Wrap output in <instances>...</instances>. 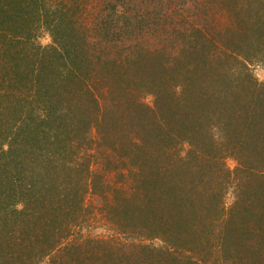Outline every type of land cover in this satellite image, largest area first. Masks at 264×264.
<instances>
[{"label":"trees","instance_id":"1","mask_svg":"<svg viewBox=\"0 0 264 264\" xmlns=\"http://www.w3.org/2000/svg\"><path fill=\"white\" fill-rule=\"evenodd\" d=\"M54 1L0 0L2 184L10 180L12 188L15 176L20 181L28 177L21 156H29L33 146L46 151V165L35 166L39 182L29 186L35 191L21 197L18 191L8 194L11 202L0 199V264H24L18 258L34 249L52 264H141L134 246L115 251L105 240L89 249L85 242L62 246L74 234L85 197L81 193L92 177L89 160L79 166L75 162L81 152L73 145L74 137L82 134L89 143L86 134L93 125L100 146H111L118 163L142 179L137 188L143 192L135 203L141 224L157 225L163 239L181 251L177 259L188 256L189 264H264V84L251 88L247 81L229 80L234 56L252 62L256 55L246 49L263 44L264 0H227L234 7L225 25L230 33L226 51L232 53L223 62L206 44L188 41L183 57L163 55L161 60L160 52L137 45L116 49L115 55L107 51L103 57L88 46L84 27L74 19L79 15L76 5H62L52 18ZM118 19L113 15L100 21L109 45L116 40ZM41 27L51 33L49 46L36 40ZM143 52L152 60L141 58ZM143 93L155 97L154 109L141 101ZM151 112L167 115V120L160 124ZM128 119L136 120L142 131H122ZM214 128L222 130V144H216ZM133 136L137 146L128 142ZM183 147L189 149L183 152ZM229 155L240 161L236 174L223 168ZM42 166L49 173L45 177L39 173ZM233 186L238 200L228 212L226 197ZM125 195L124 201L105 207L112 216L118 213L119 221L128 204Z\"/></svg>","mask_w":264,"mask_h":264},{"label":"rangeland","instance_id":"2","mask_svg":"<svg viewBox=\"0 0 264 264\" xmlns=\"http://www.w3.org/2000/svg\"><path fill=\"white\" fill-rule=\"evenodd\" d=\"M233 1L238 0H232L231 4L234 3ZM241 2L245 3L242 0ZM51 4L52 2H50ZM70 4H75L78 9L79 15L75 16L74 19L78 20L79 24L84 27L83 31L87 33L86 35L90 41L88 46L91 45V51L93 53L100 52L103 57H107L105 55L107 51H111L115 55L116 49L122 50L130 46L135 47L136 45L142 47L143 51L150 49L154 52H160L161 60L163 55L169 59L178 56L183 57V53L185 54L187 51L183 50L182 47L183 45L185 46L187 41L190 44H206V48H204L211 51L214 55H218L221 62L225 60L226 56L232 53L231 51H226L229 49L226 46L230 33L228 34L227 30H225V25L228 20L230 21V14L234 11V7L227 4V0H58L53 3L54 8L52 9V13L60 9L62 5ZM113 15L115 18H119L118 20L120 22L113 30L116 32L114 34L116 40H111L112 42L109 45L108 41L101 34L103 28L101 27L100 21L102 18H105V20L111 19ZM52 18H56V14L54 15L53 13ZM129 25L131 27L126 28ZM119 34H121V37H119ZM37 35L36 40L43 47L53 43L51 33L46 27L39 28ZM259 39L263 42V44L261 43L262 45L260 44L261 47L258 48V46L254 47L250 45L246 49L249 53L256 55L252 58V62L250 61L248 63L244 58L241 60L239 55L234 56L235 59L231 64L233 70L229 73V80L247 81L246 86L251 88L256 83L264 84V35ZM253 41H255V38H253ZM255 44L259 45L257 41H255ZM141 58L151 59L144 52ZM241 63L244 65L242 66ZM136 79L138 80V78ZM250 81L254 82L250 83ZM135 95H138V93ZM141 101L152 109L155 108L154 96L143 93L141 95ZM149 114L151 117H157L156 121L160 124H164L167 120V115L165 117H158L156 115L157 113L151 112ZM122 124L124 127L120 129L127 133L132 132V130L142 131L140 129L144 128H141L136 120L133 123L128 119ZM214 130L217 137L216 144H222L224 142L223 135H221L222 130L217 128H214ZM86 136L90 139L89 143H84L86 139H82V134L74 137L76 139H74L73 145L77 151L81 152L79 154L81 157L77 158L75 162L79 166L81 163L86 162V159L89 160L92 177L88 179V190L85 193H81L85 197L79 203V206L83 207L82 210H79V215L76 219V221L80 219L79 222L73 224L74 234L69 235L62 242V246L70 247L72 246L71 244L75 245L85 242L88 244L87 249H89L96 241L100 242L105 240L114 246L112 249L115 251H117L119 246H134L138 248V251L141 253V264H164L167 262L169 264H189L185 261L189 258L188 256H185L187 258L185 259L184 257V260L177 259L176 256H181V251H178L174 245L168 244L163 239L165 236L161 234L160 230H156L160 229L156 227L157 225L155 226L156 228H152L147 224V226L141 224V217L137 209L139 206L135 203L143 192V189L140 190L137 188V184H141L142 179H135L133 177V170H130L125 164L118 163L120 157L114 153L115 150L111 146L110 149L102 146L103 144L100 146V142L102 141L98 137L97 127L95 125L90 127ZM116 137L114 138L113 136L114 140ZM135 138L136 136L129 138L128 142H132L137 146L138 141L136 142ZM122 139L125 138L122 136ZM18 141L20 142L22 140ZM7 144L5 143V146L9 149L10 147ZM119 145L120 143L116 144V146ZM26 146L29 145L27 144ZM126 146L129 145L126 144ZM33 147L29 156L28 153L21 156L25 159V164L22 166L25 167V173L28 177L20 181L19 176H15L16 185L12 188V181L6 180L4 184L0 181V192H4L3 190H5L4 194H0L1 200L11 202L13 198H7L9 197L8 194L15 196L17 194L16 191H18L20 197L21 193H33L35 191L34 188L31 190L29 186H32L34 181L37 184L39 182L35 166L36 164L39 165L42 163L46 165L44 159L46 157V151H43L41 147ZM188 149V147H183L181 151L184 152ZM33 152L38 154V156L33 154ZM224 152L225 149H223ZM235 157L234 155H229V157L223 159L225 161L223 168L230 169L233 174H236L240 166V161ZM128 159L129 157L124 158L125 161ZM70 165L73 166L72 164ZM22 166L16 169L21 170L23 168ZM38 168L39 173L44 177L46 176L45 174H49L45 171L46 168L44 166ZM52 168L51 165L49 167L50 173L52 172ZM98 179L100 180L99 182L93 183L94 180ZM261 181L264 182V179ZM22 184L24 188H22ZM40 187L46 188L47 186L40 185ZM124 194H126L124 197L128 199L126 201L128 204L123 205L121 220L119 221L117 220L118 213L112 216L107 213L105 207H114L121 200L124 201ZM237 194L233 186L226 197L228 212L238 200ZM30 203H27L28 208ZM46 205L51 206L50 203H46ZM246 214H243V216L248 217L249 214ZM158 216L156 215L154 217L156 218ZM240 219L242 218L240 217ZM27 251L23 258H18L22 263L52 264V261H50L51 258L48 256L44 261L40 259V254H36V249L31 251V255L29 256ZM184 253L192 257L190 254L192 252L184 251ZM132 254L134 253L132 252ZM38 261L40 263H37Z\"/></svg>","mask_w":264,"mask_h":264}]
</instances>
